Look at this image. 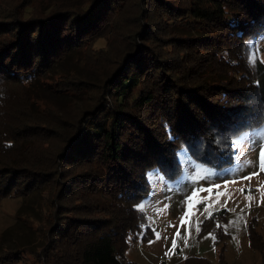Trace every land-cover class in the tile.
I'll return each instance as SVG.
<instances>
[{"label":"trees","instance_id":"1","mask_svg":"<svg viewBox=\"0 0 264 264\" xmlns=\"http://www.w3.org/2000/svg\"><path fill=\"white\" fill-rule=\"evenodd\" d=\"M142 2L148 18L125 14L127 34L115 18L133 0H0V204L44 189L51 212L41 264H136L125 257L129 238L154 237L140 209L146 173L158 166L176 179L182 144L198 164L207 159L203 167L231 164L235 138L264 123V62L249 63V46L264 33V0H191L189 10ZM102 37L118 55L103 80L90 70L64 75L77 94L80 83L99 92L40 108L31 88L52 87L54 67ZM31 97L36 103L21 106ZM218 217L203 233L221 236ZM253 226L252 244L263 251Z\"/></svg>","mask_w":264,"mask_h":264},{"label":"rangeland","instance_id":"2","mask_svg":"<svg viewBox=\"0 0 264 264\" xmlns=\"http://www.w3.org/2000/svg\"><path fill=\"white\" fill-rule=\"evenodd\" d=\"M167 1L180 10L191 8V0ZM138 2L139 0H133V7L117 15L115 26L119 30L127 34L131 33L127 30L131 22L126 21L125 14L135 12L132 17L138 16L142 21L148 18L147 3L142 2L137 5ZM122 5L125 6V3ZM169 42L168 40L163 44ZM252 45L254 47L251 51L257 52V57L264 62V33ZM113 51L114 48L107 37L88 42L81 50H75L72 55L54 67L49 74L50 78H47L48 82L54 79L52 87L47 88L44 84H37L31 88L33 96L39 94L37 103L31 97L30 101L22 99L21 106L26 107L30 102L43 108L44 101L61 104L60 106H70L69 103L75 99L85 100L82 97L88 92H99V89H92L93 83H86L87 85L80 83L78 84L79 94H77L75 91L77 84L64 75L77 69L90 70L94 74L93 80L97 78L102 81L108 69L114 67L109 60L118 57V55H112ZM191 64L194 63H189ZM88 87L91 88L87 89ZM29 111L32 112L31 108ZM260 128H264V123L244 130L234 141H239L245 134ZM261 143H264V140L259 136H250L243 143H234L233 162L221 168L203 167L208 170L203 178L189 179V176L195 177V169L189 168L187 174H184L183 165L174 180L167 179L166 175L163 181L158 178H148L150 194L141 202L140 205L144 207L140 209L145 212L148 224L154 231V237L149 241L130 237L125 257L136 264H185L191 257L204 258L209 264H264V249L263 251L256 249L250 237V227L254 225L255 232L264 240V171H260ZM154 169L160 168L154 166L148 172ZM160 171L164 174L163 170L160 169ZM249 176H252L251 180L244 179ZM233 180L236 182L232 183ZM226 183L227 187L224 186ZM216 185L220 186L221 193H227V195L219 197L217 201L214 196L209 199L207 191L201 192L197 199L204 200L205 203L197 205L192 210L194 214L190 217L191 230L190 233L186 232V228L180 227V218L187 210V199L196 189L212 188L215 191ZM241 189L244 190L243 194ZM43 190L38 189L27 194L23 192L11 194L1 202L0 257L20 253L18 258L12 261L10 258L0 264H41L37 255L46 245V238L45 231L42 234L40 230L42 227L46 228L47 212H51V207L43 202ZM249 194L250 200L247 199ZM51 205L54 209V202ZM206 205L209 206L211 218L219 216L213 222L215 227L219 224L222 229L219 231L220 237L214 232L203 233L202 231L204 222L210 219L209 213L204 211ZM238 217L242 219L238 220ZM197 225L200 227L199 233L196 231ZM177 228L180 229L182 238L178 241L175 252H172V239ZM155 232L160 233V239H156ZM209 234L215 237V243L213 239L205 238L209 237ZM185 237L187 246H185ZM150 241L152 242L149 243Z\"/></svg>","mask_w":264,"mask_h":264},{"label":"snow or ice","instance_id":"3","mask_svg":"<svg viewBox=\"0 0 264 264\" xmlns=\"http://www.w3.org/2000/svg\"><path fill=\"white\" fill-rule=\"evenodd\" d=\"M250 49H252L254 46L250 45L249 46ZM258 53L255 51H250L249 54V63L250 65L254 66L255 65V61L257 59ZM250 136H259L261 137L262 140H264V128H260L255 132L252 133H247L244 136H242L240 138L239 141H234V143H243L245 140H247ZM169 139L174 141V137L171 134V131H169ZM261 150H260V171H264V143H261L260 146ZM191 148L188 145H181V148L178 149L175 153L177 159H176V164L177 165H183V173L187 174L188 169L189 168H193L195 169V177L193 176H189V179H195L196 177L199 178H203L204 174L208 173V170L203 168V163L207 162V159L205 158V160L201 163H197L196 159L193 157V155L191 154ZM172 175H175L174 172H172L171 170H169L168 173V177L171 178ZM146 178H152V179H160L161 181H163L165 179V174H162L160 169H154L148 173H146ZM252 176L249 177H245L244 179H248L251 180ZM232 183H235L236 181L233 180L231 181ZM225 187H227V183L224 185ZM219 185H216V190L214 191L212 188H199L196 189L191 197H189L186 201L188 207L187 210L185 212V214L180 218V227H184L186 228V232L190 233L191 230V224H190V217L191 215H193V209L196 208L197 205L205 203L204 200L201 199H197V197L199 196V194L201 192L207 191L209 194V199H212L213 196L216 198V200H219V197L227 195V193H221L219 191ZM241 193L243 194L244 190L241 189L240 190ZM247 199H251V196L249 194V196L247 197ZM144 205H140V208L143 209ZM205 212L209 213L208 218H211V212H209V206L206 205L204 208ZM242 219V217H238V220ZM172 227H175L174 225H170ZM217 227H220V225L218 224ZM196 231L197 233H199L200 231V227L199 225H197L196 227ZM225 231L227 232V229H225ZM155 237L156 239H160V233L159 232H155ZM181 232L180 229L177 228L176 233L174 238L172 239V248L171 251L175 252L176 248L178 247V241L181 239ZM205 238H211L213 239V242L215 243V237L212 236L211 234H209V237H205ZM233 239H236V237H233ZM152 241H150L149 243H151ZM185 246H187V238L185 237Z\"/></svg>","mask_w":264,"mask_h":264}]
</instances>
